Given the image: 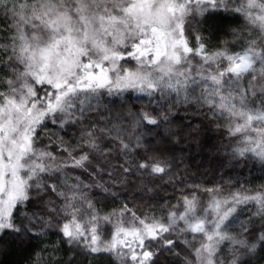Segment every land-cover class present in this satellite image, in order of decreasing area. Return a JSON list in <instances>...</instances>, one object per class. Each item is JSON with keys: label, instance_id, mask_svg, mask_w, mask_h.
I'll return each instance as SVG.
<instances>
[{"label": "snow or ice", "instance_id": "6c2138e0", "mask_svg": "<svg viewBox=\"0 0 264 264\" xmlns=\"http://www.w3.org/2000/svg\"><path fill=\"white\" fill-rule=\"evenodd\" d=\"M0 12L11 15L13 28L10 42L0 43V66L14 76H0L7 86L0 91V242L6 233L18 239L33 234L38 222L41 231L35 236L54 229L69 248L81 249L86 257L110 254L120 264H159L162 254L178 256L177 243L191 247L185 233L200 241L192 253L196 264H247L256 256L264 261V226L252 239L243 224L239 236L230 231L238 209L245 210L242 206L254 205L253 215L264 220V186L255 192L242 186L243 191L223 199L213 196L199 215L195 197H185L184 211L168 212L163 222L137 216L127 205L100 216L84 191L90 186L79 176L69 183L73 178L67 171L91 169L90 175L106 174L114 181L113 169L133 175L165 173L161 163L137 161L133 154L147 135L135 130L145 125L154 126L149 132L158 129L168 115L128 113L129 133L124 115L105 110L104 98L133 91L150 103L173 95L177 102L189 103L197 88L198 105L208 107L210 118L224 121L229 139L237 138L231 156L264 165V0H0ZM208 13L239 14L244 24L258 29L259 40L245 39L234 53L208 52L205 38L196 35V46L190 47L185 31H196L194 24ZM231 34L233 40L245 36L236 29ZM196 56L201 62L194 68L191 58ZM120 61L135 63L130 69ZM50 123L61 130L75 126L79 136L71 144L59 136L53 140ZM45 137L49 143L40 147ZM106 139L111 144H104ZM113 151L123 163L112 165ZM96 187L112 194L110 186ZM50 196L60 203L47 199L46 216L28 215L30 202ZM125 212L128 227L121 219L113 239L103 241L101 221L111 223L112 215L123 218ZM18 216L32 227L18 226ZM225 242L226 254L221 252ZM59 250V244L44 249L53 254ZM43 259L38 253L32 264ZM184 264L192 261L185 258Z\"/></svg>", "mask_w": 264, "mask_h": 264}, {"label": "trees", "instance_id": "16d2710c", "mask_svg": "<svg viewBox=\"0 0 264 264\" xmlns=\"http://www.w3.org/2000/svg\"><path fill=\"white\" fill-rule=\"evenodd\" d=\"M11 20V15L6 17L0 12V43L10 42V36L13 33V28L9 23ZM194 27L196 31L191 33L185 31L189 46L195 47V37L200 35L205 38L208 52L226 49L229 53H234L244 46L245 39L259 40L258 29L244 24L243 17L237 13H208L202 18V22L194 24ZM233 29L243 31L245 36L233 40L231 34ZM191 59L194 68L201 62L199 56ZM120 63L131 69L135 62L120 61ZM225 63L226 61L221 63V68ZM17 67L20 66L17 65ZM0 76L4 79H14L13 74L2 66H0ZM258 82L259 78H257ZM242 83L244 87L248 86L247 76ZM6 89L7 86L0 81V91H6ZM199 93L200 90L197 88L189 103L177 102L174 95L161 99L157 103H150V98L133 91L126 92L121 97H105V110H110L113 115L123 114L125 117L123 124L129 133H132V129L128 113L139 114L141 111H148L152 115L158 113L168 115V121L162 123L158 129L149 132L148 129L154 126L145 125L142 129L135 130L136 133L143 131L147 135L143 138L144 146L133 154L137 161L143 162L147 159L150 162L161 163L166 167V171L156 175L141 171L133 175L131 173L122 174L119 169H113L112 177H116L114 181L106 174L90 175L91 169L88 172L68 169L67 171L73 178L69 183L75 182V177L79 176L81 181L90 186L84 191L90 197L100 216L120 212L127 205V208L135 212L137 216L155 217L163 222H166L168 212L174 211L179 215L184 211L185 197L188 199L195 197L196 213L199 215L208 208L213 196L223 199L232 192L243 191L242 186L251 192L259 190L264 186V165L255 159L242 162L231 156V149L238 142L237 138L229 139L223 128L224 121L219 118H210L208 107L198 105L195 97L199 96ZM48 129L53 140L59 136L69 144L79 136V129L75 126H66L61 130L50 123ZM172 133L178 135L173 136ZM48 143V137H45L41 140L40 147ZM103 143L111 144V141L106 139ZM51 150L57 151L55 143L52 144ZM57 154L63 155V153ZM111 159L112 165L123 163L124 160L115 151L111 153ZM119 180L122 182H117ZM97 183L110 186L112 194L105 193L96 187ZM209 188L217 190L209 193L206 190ZM49 198L57 204L60 203L55 196L45 197L44 200L37 199L29 203L28 215L46 216V201ZM242 207H245V210L238 209L235 214L238 220L232 225L230 231L239 236L243 224L249 228V239H252L251 234L264 226V220L253 215L256 210L254 205ZM128 218L129 213L125 212L123 218L112 215L111 223L101 221L100 238L106 242L111 241L121 219L123 220L122 226L128 227ZM16 224L22 228L32 227L22 216L16 217ZM40 231L41 225L37 222L33 228V234L25 235L23 239H18L13 233H6L0 242V264H32L33 257L38 253L44 258L42 264H53L54 261L69 264L70 258L71 264H120V261L110 254L86 257L81 249L69 248L54 229L48 230L45 236H35V233ZM184 235L191 247L177 243L176 251L179 255L162 254L159 257V264H184L185 258L191 260L192 264H196L192 253L196 247H199L200 241L199 239L193 240L190 233ZM56 244H59L60 250L54 254L44 251V249L53 248ZM227 250L228 244L225 242L221 246V252L226 254ZM247 264H264V261L256 256L248 260Z\"/></svg>", "mask_w": 264, "mask_h": 264}]
</instances>
